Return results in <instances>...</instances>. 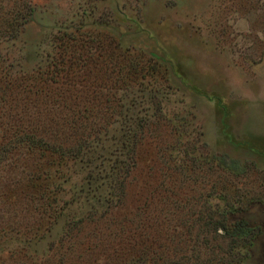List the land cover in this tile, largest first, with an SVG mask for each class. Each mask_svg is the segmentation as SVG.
<instances>
[{
    "label": "rangeland",
    "instance_id": "374dc122",
    "mask_svg": "<svg viewBox=\"0 0 264 264\" xmlns=\"http://www.w3.org/2000/svg\"><path fill=\"white\" fill-rule=\"evenodd\" d=\"M22 1L0 0V264H264V0H26L24 23Z\"/></svg>",
    "mask_w": 264,
    "mask_h": 264
},
{
    "label": "trees",
    "instance_id": "16d2710c",
    "mask_svg": "<svg viewBox=\"0 0 264 264\" xmlns=\"http://www.w3.org/2000/svg\"><path fill=\"white\" fill-rule=\"evenodd\" d=\"M24 4V7L22 8L23 9V12L21 13V20H23V23L24 22H27V21H31L35 15V11L33 9V7L31 6V4H29L28 1H22ZM18 16V15H17ZM17 16H12V14L9 16L10 17V21L8 24H10V26L12 27L11 30L9 31V34L5 35L7 32L5 30H0V37H16L17 33L19 32L18 29L19 28V25L18 23H16V17ZM17 31V32H16ZM152 56L155 57L156 60H159L161 62H165V59L161 58L159 59V57H156L155 54H152ZM160 62V63H161ZM10 80L12 81H16L17 78L16 77H9ZM19 84V83H18ZM20 87H22V84H20ZM20 90V89H19ZM5 131L3 130L2 134L4 133ZM47 134V133H44V135ZM46 138V139H45ZM45 138H42L41 139H36L35 136H33V133H29L28 131H23V134L22 132L19 133V135L17 136V141L21 142V143H24V142H27L29 145L31 143V145L33 146V144H36L37 142H41L42 144L40 146L38 145H34L35 147H41V148H44V150H55L57 151L58 153H60L61 155L65 154V153H70V151H74V150H78L80 148V144H76L75 146H72L73 148H64L62 147V145H55L53 142H50V136L45 137ZM59 147V150L58 148ZM75 148V149H74ZM67 155V154H65ZM237 227L238 228H241L240 230L243 231V225L241 223H237ZM225 228V227H224ZM225 230L227 231V229L225 228ZM232 235L234 233H231Z\"/></svg>",
    "mask_w": 264,
    "mask_h": 264
}]
</instances>
